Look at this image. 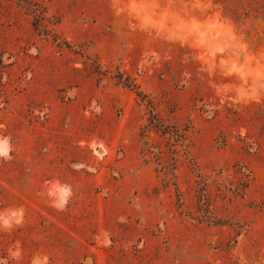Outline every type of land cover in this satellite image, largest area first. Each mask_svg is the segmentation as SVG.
I'll use <instances>...</instances> for the list:
<instances>
[{
	"label": "rangeland",
	"instance_id": "obj_1",
	"mask_svg": "<svg viewBox=\"0 0 264 264\" xmlns=\"http://www.w3.org/2000/svg\"><path fill=\"white\" fill-rule=\"evenodd\" d=\"M0 264H264V0H0Z\"/></svg>",
	"mask_w": 264,
	"mask_h": 264
}]
</instances>
